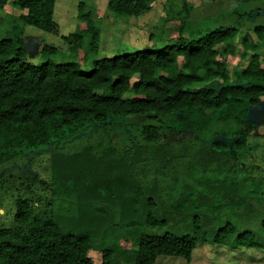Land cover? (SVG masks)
Masks as SVG:
<instances>
[{
	"label": "trees",
	"instance_id": "1",
	"mask_svg": "<svg viewBox=\"0 0 264 264\" xmlns=\"http://www.w3.org/2000/svg\"><path fill=\"white\" fill-rule=\"evenodd\" d=\"M153 2L108 0L107 8L138 16ZM6 4L23 10L22 24L57 33L54 0H0V9ZM182 6L170 43L94 58L89 69L101 28L82 3L85 27L64 37L74 52L88 42L78 57L55 61L58 49L44 45L34 65L21 26L0 37V165L50 150L39 203L27 186L0 227V264H159L161 255L189 260L204 242L264 248V194L251 191L264 180V158L256 176L244 161L255 147L248 113L264 97V24L242 40L243 66L231 71L218 58L260 11L235 10L230 25L192 38L184 35L192 4ZM207 133L215 137L195 141Z\"/></svg>",
	"mask_w": 264,
	"mask_h": 264
},
{
	"label": "rangeland",
	"instance_id": "2",
	"mask_svg": "<svg viewBox=\"0 0 264 264\" xmlns=\"http://www.w3.org/2000/svg\"><path fill=\"white\" fill-rule=\"evenodd\" d=\"M108 0H54L53 20L57 23V33H51L32 25L22 24L19 15L23 10L10 4L0 9V37L10 33L12 24L22 27V38L25 43L28 60L34 65L40 64L43 59L40 56L42 46H52L58 49L55 61H66L78 57L75 53H82L88 47L85 41L80 52H74L72 45L64 37L69 33L84 28L85 22L77 16L78 3L84 5L85 10L93 13V18L101 28L99 48L95 55L87 58V67L94 58L113 56L116 54L134 52L140 50L146 44L161 46L170 43L177 33L180 18L175 12L183 8V3H191L190 17L184 28V35L192 38L203 34L216 26L230 25L236 19L235 10L243 13L258 9L259 14L254 18H246L245 23L238 30L234 38L235 49L232 53H222L219 46L218 58L225 62L229 70L243 66L248 60V53L244 49L242 40L248 39V33L252 34L254 24H264V0H154L152 8L142 12L138 16H114L107 8ZM149 35H153L150 38ZM159 37V38H158ZM246 53V54H245ZM264 56V48L260 50ZM84 68V69H85ZM248 117L256 125L252 131L250 142L255 143L252 153L247 156L246 169L257 172L262 169L264 158V97L258 105L251 107ZM130 121L143 122V117L129 118ZM123 131V130H122ZM114 140L122 138V132L117 130L111 133ZM195 141L208 142L215 137L212 134H194ZM50 150L42 149L25 156H20L0 165V227L9 226L14 214V201L18 196L32 197L39 203L44 190L37 187V178L43 181L50 180ZM244 164V165H245ZM27 186L31 187V193H26ZM251 191L257 194L263 191L264 180L258 181ZM33 192V194H32ZM262 243L264 237L260 238ZM128 246L129 242L120 241ZM94 263L100 262V253L94 250L88 252ZM156 262L159 264H264V248L262 247H232L226 244H214L212 242L199 243L195 246L189 260L181 257L161 255Z\"/></svg>",
	"mask_w": 264,
	"mask_h": 264
}]
</instances>
